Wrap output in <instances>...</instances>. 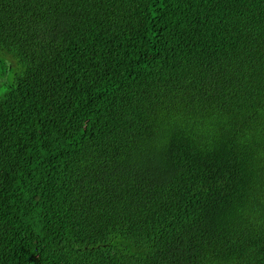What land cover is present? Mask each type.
<instances>
[{
  "label": "trees",
  "instance_id": "16d2710c",
  "mask_svg": "<svg viewBox=\"0 0 264 264\" xmlns=\"http://www.w3.org/2000/svg\"><path fill=\"white\" fill-rule=\"evenodd\" d=\"M0 264H264V0H0Z\"/></svg>",
  "mask_w": 264,
  "mask_h": 264
}]
</instances>
